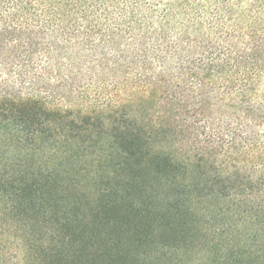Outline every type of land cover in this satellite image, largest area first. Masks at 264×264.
I'll return each instance as SVG.
<instances>
[{
	"label": "trees",
	"instance_id": "16d2710c",
	"mask_svg": "<svg viewBox=\"0 0 264 264\" xmlns=\"http://www.w3.org/2000/svg\"><path fill=\"white\" fill-rule=\"evenodd\" d=\"M0 264H264V0H0Z\"/></svg>",
	"mask_w": 264,
	"mask_h": 264
}]
</instances>
